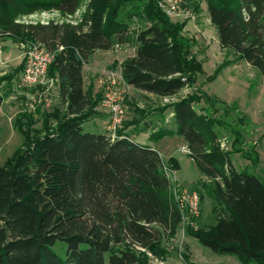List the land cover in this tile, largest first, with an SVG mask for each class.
<instances>
[{
  "label": "trees",
  "instance_id": "1",
  "mask_svg": "<svg viewBox=\"0 0 264 264\" xmlns=\"http://www.w3.org/2000/svg\"><path fill=\"white\" fill-rule=\"evenodd\" d=\"M159 1L89 0L78 22L25 23L19 18L41 10L75 14L83 0H0V39L41 43L54 52L47 77L59 91L53 110L26 109L14 121L22 143L0 165V264H106L107 255L109 264H147L148 252L165 261L170 255L164 242L178 234L183 220L169 176L179 168L177 159L165 160L153 147L133 140L126 130L139 119L123 121L115 135L84 127L99 115L104 94L95 93L92 83L86 86L84 67L97 50L129 40L130 25L122 18L127 5L135 10L127 18L137 16L144 27L136 35L135 54L121 63L122 76L138 91L175 97L158 109L163 116L172 110L170 126L149 120L155 128L150 138H184L204 178V193L213 201L216 222L207 228L188 226L187 234L217 254L264 264V177L238 170L216 125L230 127L197 110V95L180 96L186 88L195 89L203 65L193 53L196 41L184 34L187 21L174 23ZM205 1L221 47L236 54L209 80L236 59L264 77V0ZM188 2L200 10L196 0ZM24 66L23 60L1 75L0 86L11 85ZM118 66L114 62L112 68ZM2 102L0 95V107ZM220 103L225 115L238 109ZM140 112L144 122L154 111ZM239 119L250 124L244 114ZM230 130L234 143L241 142V130ZM248 152L244 157L256 167L258 151ZM58 242L67 244L66 257L54 249ZM184 259L190 263L187 255Z\"/></svg>",
  "mask_w": 264,
  "mask_h": 264
},
{
  "label": "rangeland",
  "instance_id": "2",
  "mask_svg": "<svg viewBox=\"0 0 264 264\" xmlns=\"http://www.w3.org/2000/svg\"><path fill=\"white\" fill-rule=\"evenodd\" d=\"M88 1L83 0L82 5L75 14L62 15L56 9L41 10L24 15L18 21L25 23H47L49 21L78 22ZM166 1L160 0L159 6L174 23L187 21L184 34L196 41L194 42L196 45L193 47V53L203 65L204 73L198 76L195 89L186 88L180 96L197 95L198 99L194 103L197 110L221 120L232 129L237 128L241 130L243 139L241 142L235 144L234 133H232L230 128L220 129L216 125V128L219 129L223 148L232 153L233 165L238 170L247 168L264 177V77L259 76L257 71L247 62L236 59L233 64L225 67L216 78L209 80L208 77L225 60H234L236 54L231 50L221 47L217 30L211 23L205 0H196L200 4L199 11L195 10L193 6L188 5V0H177L178 8L176 16H170L165 11ZM134 11L131 5H127L122 12V18L130 25L129 40L125 44H116L109 52H100L103 56L100 59L92 57L88 66H86V86L91 81H98L94 84L95 93L104 92L105 80L108 78L109 73L112 71L121 72V63L136 52V35L144 26L137 16H134L131 21L127 18ZM0 45L2 46L0 53L1 76L12 72L22 63L28 45L23 42L16 43L11 39H0ZM114 62L119 63L116 69L112 68ZM100 80L101 82H99ZM42 86H23L20 82V75L14 79L11 85L2 83L0 86V95L3 99L0 107V165H3L22 143V135L14 126V121L19 113L26 109L36 111L38 107L51 111L58 105L59 91L55 80L47 77V82ZM196 90H200L201 92L197 93ZM204 97H208L212 101L216 98L220 102L231 106L237 104L238 109H234L230 114L225 115V109L220 102H215L212 105L211 101H205ZM175 100V97L165 99L158 97L150 98L143 92L141 93V91L130 86L125 100L126 117L131 120L135 113L136 119H138L140 111L151 110L154 111L151 114L157 115L156 120L160 121L163 115L158 109L173 103ZM31 105H33V108ZM98 109L101 110L100 104ZM104 113L107 114L106 112ZM242 114L248 116L250 124L245 122L243 125V123L239 122ZM172 117V110L167 109L164 119L168 118L171 121ZM163 122L165 125L170 126L169 122ZM38 126H41V121H39ZM84 127L88 131L93 129L89 120L84 124ZM137 129L139 131V128ZM139 136L141 140L147 143L153 142L150 139V134L148 135L145 131H141ZM161 145L165 150L163 158L167 160L170 157H174L179 163L178 170L169 173L173 183V195L175 191L183 189L195 191L199 195L200 193H204L205 188L201 185V181L204 178L197 164L189 156L184 138L177 134L166 136L162 139ZM252 147L256 148L259 153V164L256 167H253L251 161L244 157V155L249 154L248 150ZM200 201L198 216H193L189 213L183 214L178 234L173 238L168 237L165 240L164 243L170 251L167 260L165 261L158 257L163 261V264H244L234 255L213 252L208 247L202 245L199 240L187 234L188 226L195 229L200 227L207 228L216 222V215L212 212L213 201L211 198L205 194ZM54 249L63 257H66V243L58 242ZM184 255L189 257L190 263L184 259ZM106 264H109V255L106 256ZM250 264L256 263L252 262Z\"/></svg>",
  "mask_w": 264,
  "mask_h": 264
},
{
  "label": "built area",
  "instance_id": "3",
  "mask_svg": "<svg viewBox=\"0 0 264 264\" xmlns=\"http://www.w3.org/2000/svg\"><path fill=\"white\" fill-rule=\"evenodd\" d=\"M177 0H167L166 10L172 16H176ZM48 23V22H47ZM24 70L20 74V82L26 87H38L47 82L49 65L55 58V53L41 43H30L24 53ZM130 85L124 80L122 73L112 71L105 80L104 94L100 108L110 116L108 133L115 135L126 118L125 100ZM33 108V105H31ZM175 201L182 215L189 213L198 216L200 207V195L187 189L175 191ZM147 264H163V261L154 253L148 252Z\"/></svg>",
  "mask_w": 264,
  "mask_h": 264
},
{
  "label": "crops",
  "instance_id": "4",
  "mask_svg": "<svg viewBox=\"0 0 264 264\" xmlns=\"http://www.w3.org/2000/svg\"><path fill=\"white\" fill-rule=\"evenodd\" d=\"M0 47H1V50H0V53H1V51H2V46L0 45ZM110 50H108V51H106V52H109ZM100 52H105V51H103V50H97L92 56H91V58L93 57V58H95V59H100L101 58V56H103L102 54H100ZM135 54V53H134ZM133 54V55H134ZM133 55H131V56H133ZM90 58V59H91ZM91 60H89V62H90ZM88 62V63H89ZM88 63L85 65V67H84V77H85V69H86V66H88ZM98 81H94V82H89L88 83V85L89 84H96ZM99 82H101V80L99 81ZM85 84H86V82H85ZM142 93V92H141ZM145 95H147L148 97H150V98H155L156 96L155 95H153V94H151V93H146V92H143ZM128 102H130V101H128ZM128 104H131V103H128ZM99 110V109H98ZM100 112H102L100 115H95V116H93V117H91L90 118V120H89V122L92 124V128H93V130H96V131H105V132H108L107 131V125H108V122H109V120H110V117H109V115L108 114H105L102 110H99ZM127 114V113H126ZM154 114V113H153ZM153 114H149L148 115V119L146 120V121H144V122H141L140 120L138 121V120H136V121H138V122H136L137 124H134V125H132V126H130L127 130H126V132L133 138V140H135L136 142H138V143H140V144H145V145H149V146H151V147H153L154 149H156L157 151H159V153L162 155V157H164V155H165V150H164V148H163V146L161 145V142H162V139L161 140H153V142L152 143H147V142H145L144 140H141V138H140V136H139V134H140V132L141 131H145V132H147L148 133V135L150 134V136H151V134L152 133H154L155 131H154V123H150V122H148L149 120H151V119H153V120H156L157 118H156V116L157 115H153ZM135 116V113H134V115H133V117H132V119L131 120H133V119H136V116ZM140 117V116H139ZM139 117H138V119H139ZM106 118V119H105ZM125 120H129V118L127 119V117L125 118ZM124 120V121H125ZM130 120V121H131ZM160 121H162V122H160ZM160 121H158V122H155L156 124H158L159 126L160 125H163V121H166L167 123L170 121L168 118L167 119H164V116H163V118H162V120H160ZM172 122V119H171V121L168 123V124H170ZM165 124V123H164ZM123 124H121L120 126H122ZM135 126V127H134ZM137 128H139V131H138V129ZM179 136V135H178ZM139 137V138H138ZM139 139V140H138ZM151 139V138H150ZM186 146H187V144H186Z\"/></svg>",
  "mask_w": 264,
  "mask_h": 264
}]
</instances>
